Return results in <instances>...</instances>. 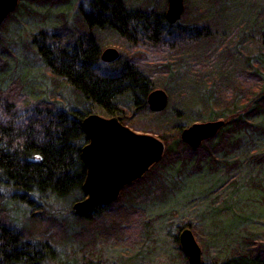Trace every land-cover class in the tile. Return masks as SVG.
Instances as JSON below:
<instances>
[{"label":"trees","instance_id":"trees-1","mask_svg":"<svg viewBox=\"0 0 264 264\" xmlns=\"http://www.w3.org/2000/svg\"><path fill=\"white\" fill-rule=\"evenodd\" d=\"M28 4L48 6V0H23L15 12ZM167 5L168 0H92L90 13L79 11L82 31L63 24L33 36L43 68L70 86L79 107L42 100L29 106L33 94L24 77L0 85V264H107L98 256L100 245L144 243L143 233L154 223L140 202L148 195L168 203L204 170L264 164V0H185L174 24L166 19ZM15 12L0 25L4 30ZM102 31L123 45L125 53L113 62L101 59ZM139 51L147 58L137 60ZM7 65L0 56V73L6 75ZM157 88L169 95L162 112L147 104ZM93 113L153 133L166 142V151L143 179L123 190L138 187L124 206H100L87 216L72 209V222L58 220L56 210L49 212L42 202H68L72 208L85 197L81 151L88 138L81 123ZM218 119L225 126L198 149L181 140L183 128ZM251 186L263 189V179L251 178ZM5 200L16 207L6 209ZM24 206L34 213L20 226L17 214ZM253 241L202 264H264V244L254 247ZM68 244L81 246V258H56L55 248ZM178 259L190 264L181 249Z\"/></svg>","mask_w":264,"mask_h":264},{"label":"rangeland","instance_id":"rangeland-1","mask_svg":"<svg viewBox=\"0 0 264 264\" xmlns=\"http://www.w3.org/2000/svg\"><path fill=\"white\" fill-rule=\"evenodd\" d=\"M91 1L48 0V6L28 4L21 12H15L16 17L7 21L5 30L3 25L0 26V56L7 60L9 69L6 75L0 73V85L4 87L12 78L24 77L28 82L27 87L30 86L29 94H33L29 106L42 100L52 101L59 108L63 105L79 107L78 97L70 86L61 80L56 81L43 68L33 48L32 39L42 31L54 32L63 24L73 32L81 30L78 22L79 11L83 14L89 12ZM31 6L33 13L28 12ZM109 34L107 31L100 33L102 52L107 48H115L120 55L125 53L123 45L111 39ZM146 54L139 51L135 58L144 60L147 57L143 55ZM141 60L139 61L142 62ZM262 120L257 119L259 122ZM131 129L138 133H148L138 127ZM230 158L233 159L234 156ZM251 178L263 179L264 185V164L256 166L244 162L228 172L223 166L215 173L204 170L200 175L187 179L181 191L168 203L152 202V197L148 195L140 202L147 208L146 214L154 223L148 233H143L144 243L136 247L114 243L100 245L98 256L107 261V264H178L181 248L176 245L175 236L184 228L193 231L203 250V262L219 260V257L223 259L234 247H239L247 240H254V247L264 244V188L251 186ZM137 188L127 189L110 205L115 204L116 208L124 206L129 195L137 191ZM42 203L47 204L49 212L56 210L54 212L58 220L72 222L71 217L75 215L68 202L53 204L47 199ZM4 206L6 209L14 208L16 204L5 200ZM32 213L34 212L24 206L19 214L14 215L17 214L19 224L23 226ZM2 215L4 216L3 212ZM189 222L191 224L185 226ZM78 247L81 246L68 244L56 247V258L66 257L69 253L70 258L74 257V254L81 258L76 249ZM79 261L82 262L81 259L76 262ZM48 264L60 262L55 260Z\"/></svg>","mask_w":264,"mask_h":264},{"label":"water","instance_id":"water-1","mask_svg":"<svg viewBox=\"0 0 264 264\" xmlns=\"http://www.w3.org/2000/svg\"><path fill=\"white\" fill-rule=\"evenodd\" d=\"M20 0H0V25L16 11ZM185 11V0H168L165 12L169 23L178 22ZM120 57L115 48H107L101 54L104 62ZM169 103L168 93L157 88L147 97L152 112L164 111ZM224 119L195 122L181 131V140L193 149L204 141L216 137L225 126ZM82 129L88 138L82 148L81 158L87 168L83 184L84 199L73 204L76 215L87 216L95 208L115 202L124 187L141 179L159 163L165 154V142L151 133H138L124 125L116 116L104 117L89 114L82 120ZM179 244L190 264H202L203 250L190 228L179 234Z\"/></svg>","mask_w":264,"mask_h":264},{"label":"flooded vegetation","instance_id":"flooded-vegetation-1","mask_svg":"<svg viewBox=\"0 0 264 264\" xmlns=\"http://www.w3.org/2000/svg\"><path fill=\"white\" fill-rule=\"evenodd\" d=\"M20 2H21V0H20ZM89 6H90V4H89ZM87 13H90V11L87 12ZM101 54H102V51H101ZM101 54H100V55H101ZM85 167H86V166H85ZM148 173H149V172H147L146 174H148ZM146 174H145V175H146ZM145 175H144L141 179H143V178L145 177ZM86 176H87V168H86ZM85 179H86V178H85ZM141 179H139V180H141ZM139 180H137V181H139ZM137 181H135V182H137ZM135 182H133V183H135ZM133 183H132V184H133ZM132 184L127 185L126 187L131 186ZM126 187H124L123 190H124ZM123 190H122V192H123ZM122 192H121V194H122ZM121 194H120V195H121ZM182 229H183V228H182ZM184 229H185V228H184ZM178 237H179V234H178ZM178 241H179V239H178ZM179 245H180V244H179Z\"/></svg>","mask_w":264,"mask_h":264}]
</instances>
